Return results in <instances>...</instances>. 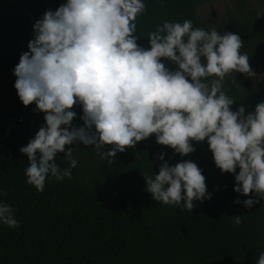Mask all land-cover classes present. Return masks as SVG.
<instances>
[{
	"label": "clouds",
	"instance_id": "obj_1",
	"mask_svg": "<svg viewBox=\"0 0 264 264\" xmlns=\"http://www.w3.org/2000/svg\"><path fill=\"white\" fill-rule=\"evenodd\" d=\"M145 11L144 0H66L34 23L29 51L14 69L19 99L25 106L34 102L46 121L20 148L30 162L26 182L43 192L50 178L71 179L78 161L66 145L92 146L110 163L152 134L181 157L196 151L193 141L207 139L216 167L234 174L233 190L259 198L243 200L251 208L264 199V101L251 112L243 105L233 110L236 100L223 90L233 72L255 76L240 52L243 40L194 28L191 20H165L148 33L145 48L137 43L136 23ZM74 105L82 106V126L73 125ZM61 153L69 161L64 169L56 162ZM165 156L156 157L158 174L144 173L156 201L191 212L195 201L211 199L197 163L170 165ZM0 223L19 227L12 205L3 201ZM234 223H241L240 215ZM256 264H264V253Z\"/></svg>",
	"mask_w": 264,
	"mask_h": 264
},
{
	"label": "trees",
	"instance_id": "obj_2",
	"mask_svg": "<svg viewBox=\"0 0 264 264\" xmlns=\"http://www.w3.org/2000/svg\"><path fill=\"white\" fill-rule=\"evenodd\" d=\"M217 1L144 0L137 43L150 47L148 33L165 20H191L194 28L240 35V52L249 57L255 76L233 72L223 90L236 100L233 110L243 105L251 112L264 101V0H224L222 8L210 11ZM64 3L0 0V201L12 205L19 222L15 228L0 223V264H256L264 253V199L251 208L242 203L259 198L233 190L234 174L216 167L207 139L193 141L196 151L181 157L152 134L117 152L110 163L92 146L66 145L78 161L71 179L50 178L43 192L26 182L30 162L20 148L46 121L34 102L25 106L19 99L14 69L29 51L34 23ZM73 110V125L82 126V106ZM161 152L170 165L197 163L211 199L195 201L191 212L156 201L146 190L144 173L158 174ZM56 162L61 169L69 167L63 153ZM237 198L240 204L234 203ZM234 215H240L239 225Z\"/></svg>",
	"mask_w": 264,
	"mask_h": 264
},
{
	"label": "rangeland",
	"instance_id": "obj_3",
	"mask_svg": "<svg viewBox=\"0 0 264 264\" xmlns=\"http://www.w3.org/2000/svg\"><path fill=\"white\" fill-rule=\"evenodd\" d=\"M224 3H225L224 0L217 1L213 4V6L209 10L211 11V9H220L223 7Z\"/></svg>",
	"mask_w": 264,
	"mask_h": 264
}]
</instances>
